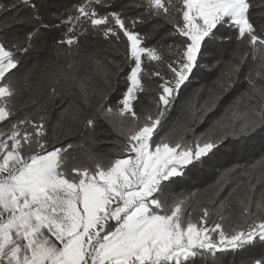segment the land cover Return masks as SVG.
<instances>
[{
	"label": "snow or ice",
	"instance_id": "1",
	"mask_svg": "<svg viewBox=\"0 0 264 264\" xmlns=\"http://www.w3.org/2000/svg\"><path fill=\"white\" fill-rule=\"evenodd\" d=\"M21 3L38 11L31 0H21ZM106 3L107 0H86L78 6V15L68 20L72 34L59 43L77 44V26L81 27V34L88 32L82 27V21L105 37L119 40L122 32L130 41L134 67L127 78L131 86L118 102L117 111L122 118L139 121L134 101L138 93L145 91L142 57L146 55L150 61L158 62L163 57L154 48L142 47L139 35L126 28L119 13L98 15L95 6L103 7ZM180 4L182 22L175 24V33L186 39L183 47H178L179 58L167 65L171 79H164L159 85L162 91L155 117L145 116L144 123L128 133L124 146L126 158H116L107 166L96 163L93 170L73 167L68 171L67 154L73 145L49 147L44 116L36 123L25 118L12 124L8 131L0 132V264H196L205 258L215 261L218 253L257 244L264 246V220L258 219L245 229L226 232L221 223L206 227L207 208L202 209L201 217L194 222L190 215L185 216L184 200L166 205L161 199L167 186L165 182L182 178L188 166L215 155L224 140L223 136L203 142L198 139L193 146L171 145L166 139L152 143L182 87L193 70L201 66L205 52H213L211 46L218 38L220 25L235 29L238 40L246 39L253 58L257 55L260 58L258 69L247 75L248 91L240 97L251 101L258 96L257 105L241 111L234 101L230 106L231 119L224 127L233 128L230 134L234 137L250 136L258 129L264 132V19L252 12L254 7L264 8V3L180 0ZM146 5L149 15L168 18L173 0H146ZM12 7L15 9L16 5ZM6 10L0 5V11ZM259 17L264 18V11ZM32 19L39 20V16L34 15ZM131 23L134 25L137 21ZM38 32L37 28L27 34L29 46ZM17 50L27 52L28 48ZM245 59L246 56H241L237 62H229L208 94L202 107L204 113L233 87ZM18 63L14 53L0 43V122L12 115L8 104L14 91L4 81ZM55 92L53 88L52 93ZM97 111L107 118L113 109L101 105ZM71 120L89 129L96 125L95 117L82 119L78 112L72 113ZM236 120L240 121L238 132L233 123ZM29 124L32 132L21 127ZM33 145L36 151L25 156V147ZM241 204L244 213L250 214V203L241 201ZM256 207L258 211L264 210V200ZM110 221L115 223L114 228ZM252 264H264V257L254 259Z\"/></svg>",
	"mask_w": 264,
	"mask_h": 264
},
{
	"label": "trees",
	"instance_id": "2",
	"mask_svg": "<svg viewBox=\"0 0 264 264\" xmlns=\"http://www.w3.org/2000/svg\"><path fill=\"white\" fill-rule=\"evenodd\" d=\"M38 11L21 3V0H0L6 11H0V43L11 50L19 61L17 67L6 74L4 83L14 91L8 107L12 115L0 123V132H6L12 124L25 118L33 123L45 117L49 147L72 144L67 154L66 168L94 169L96 163L107 166L116 158H126L124 152L127 135L144 123V117H155L158 107L159 87L164 79H171L167 67L178 58V47H183L185 37L175 33V24L182 22L180 0H173L168 18L149 15L146 0H107L105 6H95L98 15L119 13L126 28L138 34L141 46L154 48L163 57L161 61H150L142 57V83L145 91L138 93L134 109L140 117L133 121L120 117L118 102L130 87L127 79L134 67L130 59V41L120 32V38L105 37L88 29L81 34L77 26V44L68 46L59 41L66 39L71 25L70 17L78 15V6L86 0H31ZM260 5L264 0H253ZM16 5L14 9L12 6ZM264 8L254 7L257 18ZM34 15L39 20H34ZM26 22H20V21ZM136 20V24L131 21ZM143 21V22H140ZM45 25L47 27H45ZM118 27V26H117ZM39 29L31 45L27 41L30 31ZM217 40L213 52H205L201 66L194 69L182 87L175 103L162 119L152 143L167 140L174 145L193 146L194 141L224 137L215 155L205 157L195 166H188L182 178H173L166 183L161 199L166 205L184 200L185 216L195 222L202 215V209L209 211L206 227L221 223L226 232L245 229L254 221L264 220V210H257V203L264 200V132L259 129L250 136H232L233 128L224 124L231 119L230 106L235 101L240 110L257 105L259 97L249 101L240 97L248 91L247 75L258 69L259 55L254 59L246 39L237 38L235 29L228 25L218 26ZM220 37H224L223 40ZM18 48H28L27 52ZM246 56L239 77L233 87L224 93L206 113L202 111L210 90L227 70L229 62H237ZM71 65V67H69ZM159 72V77L154 73ZM163 78V79H162ZM55 88V94L52 89ZM111 107L112 113L105 118L97 109ZM67 110V111H65ZM73 112L82 119L96 118L94 129L85 128L83 123H73ZM59 122V125H58ZM239 131L240 121L233 122ZM29 132L31 125H22ZM35 146L25 147V156L35 152ZM92 157V159H90ZM241 201L250 203V214L244 213ZM223 217V219H221ZM264 257V246L255 245L244 249L218 253L212 258L198 260L196 264H252L254 259Z\"/></svg>",
	"mask_w": 264,
	"mask_h": 264
},
{
	"label": "rangeland",
	"instance_id": "3",
	"mask_svg": "<svg viewBox=\"0 0 264 264\" xmlns=\"http://www.w3.org/2000/svg\"><path fill=\"white\" fill-rule=\"evenodd\" d=\"M130 86H131V82H130ZM111 225H112V227L114 228L115 227V223L114 222H109Z\"/></svg>",
	"mask_w": 264,
	"mask_h": 264
},
{
	"label": "crops",
	"instance_id": "4",
	"mask_svg": "<svg viewBox=\"0 0 264 264\" xmlns=\"http://www.w3.org/2000/svg\"><path fill=\"white\" fill-rule=\"evenodd\" d=\"M1 123V122H0Z\"/></svg>",
	"mask_w": 264,
	"mask_h": 264
}]
</instances>
